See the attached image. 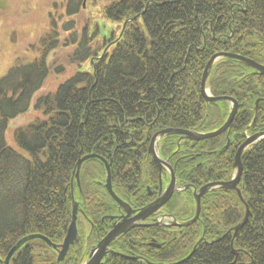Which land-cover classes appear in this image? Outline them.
<instances>
[{
  "label": "trees",
  "instance_id": "16d2710c",
  "mask_svg": "<svg viewBox=\"0 0 264 264\" xmlns=\"http://www.w3.org/2000/svg\"><path fill=\"white\" fill-rule=\"evenodd\" d=\"M66 2L71 20L60 25L50 15L37 44L28 46L35 56L16 57L0 76V264L29 233L59 246L74 193L91 233L71 244L60 261L57 249L43 239L26 240L9 264H80L96 231L101 237L107 230L101 217L117 203L104 187L106 169L99 158L82 163L78 186L72 173L78 156L95 153L110 162L113 191L133 207L144 205L158 187L147 152L152 134L166 127L209 131L227 116L229 101L207 102L200 92L210 56L227 51L264 65V0H90L97 18L116 23L107 38L100 36L99 19L90 17L78 32L73 21L82 0ZM60 29L68 30L74 47L68 68L58 64L59 78L50 83L47 56ZM207 86L214 96L233 97L238 108L229 128L216 136L191 140L171 133L158 140L159 155L172 166L178 185L199 188L230 179L237 146L246 135L264 130V73L222 57L211 65ZM16 118L24 119L12 128L11 145L5 131ZM241 165L242 198L234 189H209L193 223L174 230L133 226L110 243L111 252L99 264L173 262L201 236L191 256L176 264H264V138L242 152ZM147 185L154 189L151 194ZM183 193L181 212L187 216L177 218L184 221L195 203L191 189ZM178 196L166 202L168 212L176 208ZM246 206L247 220L234 234ZM160 230L166 241L147 243L158 242Z\"/></svg>",
  "mask_w": 264,
  "mask_h": 264
},
{
  "label": "water",
  "instance_id": "95a60500",
  "mask_svg": "<svg viewBox=\"0 0 264 264\" xmlns=\"http://www.w3.org/2000/svg\"><path fill=\"white\" fill-rule=\"evenodd\" d=\"M125 23V22H124ZM102 54V53H101ZM101 56V55H100ZM222 57H230V58H236L244 62L246 65L256 69L260 73H264V65L261 63H258L254 61L253 59L237 54V53H232V52H227V51H219L210 56V58L207 60L205 67L202 72L201 80H200V92L202 96L204 97L205 101L207 102H215L218 100H226L229 101L230 107H229V112L223 121V123L218 126L217 128L209 131H195L192 129H183V128H176V127H166L162 128L155 133L152 134L150 137V142L148 145V150L153 153V157L155 162L158 164L159 168L162 166H167L170 169L169 164L161 159L158 154L154 150L155 143L158 142V140L163 137L164 135L171 134V133H176L180 134V137L182 138H187L191 140H199V139H204V138H210L213 136H216L223 131H225L227 128H229L233 116L237 111V103L236 100L227 95H217L214 96L210 93L209 88L207 86V78L208 74L211 68V65L217 61L219 58ZM96 57H93L90 62L93 61V59ZM258 100L255 101V106L254 108L256 109V104ZM264 138V130L254 132L250 135H246L245 139L238 145L234 157H233V163L232 166L234 167L233 174L230 179L225 180V181H210L202 186H200L197 190L196 188H193V199L195 203V208L193 215L184 221H173L171 222V225L173 226H185L189 225L190 223L194 222L195 220L198 219L199 213H200V198L201 196L207 192L209 189L215 188V187H222V188H228V189H234L236 190L238 196L242 198L241 193L239 188L237 187V184L240 180L241 176V154L242 152L251 144L256 143L257 141L261 140ZM229 144V139H227L226 143L224 146H228ZM81 153V152H80ZM79 153V154H80ZM99 158L102 160L105 164L106 168V179L104 183V187L109 193V195L115 200V202L123 208L124 215L121 217L120 220H115L111 223V228L106 232V234L100 238L96 245L90 248L87 258L85 261H83L80 264H99L102 261V258L111 250L109 249V244L117 238L119 235H121L123 232L127 231L129 228L137 225H142V224H149V223H142L141 220L145 219L146 217L150 216L155 210L160 208L173 194V192L176 190L177 191V186H176V179L173 171L170 169V179L167 183V185L163 188L160 185V194L159 196L154 199L152 202L148 203L145 206H142L138 211H135V209L131 208L129 204L123 200L113 191L112 186H111V181H110V170H109V163L101 156L95 154V153H85L83 155H79L74 168L72 170L73 177L76 179V183L79 186V172L82 163L88 159V158ZM186 188V186H184ZM183 188V189H184ZM78 211H81V208L79 207V201L75 200L72 198V207H71V218L69 225L66 229V233L63 237L62 242L58 246V253H57V261H60L64 258L65 254L68 251V248L71 244L74 242L78 241V234H77V227H76V218H77V213ZM133 213V214H132ZM113 216L110 217V219ZM248 217V208L246 206L245 213L241 220L235 224L232 229L234 230V234L236 231L243 226V224L246 222ZM33 238H40L46 241L48 244L51 246H55L46 236L40 234V233H29L21 238H19L14 245L7 251L3 263L4 264H9V259L11 255L14 253L16 249H18L26 240L33 239ZM202 236L196 241V243L193 245L191 251L182 259L173 261V262H168V263H161V262H150L147 261L148 264H176L180 261H183L187 259L188 257L191 256V254L194 252L195 247L197 244H199L202 241Z\"/></svg>",
  "mask_w": 264,
  "mask_h": 264
},
{
  "label": "rangeland",
  "instance_id": "374dc122",
  "mask_svg": "<svg viewBox=\"0 0 264 264\" xmlns=\"http://www.w3.org/2000/svg\"><path fill=\"white\" fill-rule=\"evenodd\" d=\"M81 3L82 8L79 7L80 11L74 16L76 20L73 21L79 27L76 29L78 32H80V27L87 18L90 17L92 22L99 19L94 11L95 8L90 7V0H82ZM66 4V0H0V76L6 72L16 57H21L23 61H28L35 56L28 46L34 42L37 44L39 41L37 37L40 32L47 29L50 15H54L60 25L64 21L71 20L69 18L73 17V15L70 17L65 12L68 9ZM115 24V22L108 19L105 20V18L99 19L100 36L109 37L110 29L114 28ZM59 33L60 39L47 56L49 70L47 77L50 83L57 81L59 78V73L54 72L58 64L68 68L70 61L68 55L74 47V44L70 43L72 37L68 30L60 29ZM36 47L38 48L37 45ZM82 67L85 68L86 64L84 63ZM69 72L68 70L65 74L67 75ZM35 114L36 112L31 113V118ZM23 119L16 118L8 123V128L5 131V141L8 144L13 145L11 132L15 123H17L16 121ZM27 121L28 119L24 122Z\"/></svg>",
  "mask_w": 264,
  "mask_h": 264
},
{
  "label": "flooded vegetation",
  "instance_id": "af4514ba",
  "mask_svg": "<svg viewBox=\"0 0 264 264\" xmlns=\"http://www.w3.org/2000/svg\"><path fill=\"white\" fill-rule=\"evenodd\" d=\"M256 100H258V102H259V99H256ZM258 102L256 104V107L258 105ZM236 103H237V101H236ZM237 108H238V104H237ZM228 112H229V110H228ZM233 118H234V116H233ZM179 140H181V138H179ZM149 142H150V140H149ZM158 144H159V142H156L155 143V146H154L155 152L158 154V156L161 159L165 160L169 164V162L167 161V159L162 158L159 155V152H158ZM148 145H149V143H148ZM147 152L151 155L152 160H153L154 165H155L156 170H157L156 178H157V185H158V187H157V190H156L155 197L151 201H149V202H147L144 205H141L139 207H133V206H131L128 203L129 201H127L126 198H121V200L127 202L131 208L135 209V211H138L142 206L147 205L148 203L152 202L154 199H156L159 196V194H160V185H161L162 190H163V188L167 185V183H168V181L170 179V169L173 171L172 166L170 164H169L170 169L167 166H162L161 168H159L158 164L154 160L153 153L148 150V146H147ZM108 163H109V170H110V162H108ZM173 173H174V171H173ZM174 175H175V173H174ZM150 177L153 179V176L152 175H150ZM105 179H106V177H105ZM175 179H176V176H175ZM110 181H111V173H110ZM104 183H105V180H104ZM111 186H112V184H111ZM176 186H177V191L175 190L173 192V194L170 196V198H172V196L174 194H176V193L179 194V196H178V203H177L176 208L174 210H172L171 212H168V207H165V204L170 199L169 198L160 208H158L157 210H155L150 216H148L145 219L141 220L142 223H149V224H142V225L160 226L162 228L171 227L169 229L170 230H174V229H176V227L175 226L172 227L171 222H173V221H183V219L187 216V214L182 215L184 212H181V211H183V207H184V203H185V199H186L185 194L183 192H184V190H186V189L189 188V189H191V193H192V197H193V188H196V187L193 186V185H191L190 183H184V184L178 185L177 184V181H176ZM184 186H186V188H184ZM146 189H147V193H149V194H151L154 191V189L152 190V188H150V186H148V185H147ZM197 189L198 188H196V190ZM72 197L75 200L79 201V198H76L75 197V193L72 195ZM171 213H173V215H170ZM123 215H124L123 208L121 206H119L118 204H117L116 208H114V210H110L108 212H105L103 214V216L101 217V221L104 224L103 225V228H107L106 232L111 228V223L113 221H115V220H117V221L120 220ZM111 216H113V217L110 219ZM178 216H181L183 219H180L179 220V218H177ZM105 218H106V220H105ZM76 227H77L78 241H79L80 237H82V235L85 236V232L87 233L86 236H88L91 233V227L89 226L87 220L84 219V215L82 214V210L81 211H78V213H77ZM106 232L100 237L99 231H96V234H97L96 241L93 242L90 245V247L88 249V252H89L90 248L93 247L94 245H96L97 241L106 234ZM166 238H167V235L164 233L163 230H160L159 231V241L157 242L155 240V242H153V240H150V241L148 240L147 243H149V244H152L153 243V244H156V245H160L162 242L166 241ZM88 244L89 243H86V247L85 248L88 247ZM109 246H110V244H109ZM54 248H56L57 251H58V245H55ZM88 252H87V254H85L82 257L81 261H83V259L85 260L87 258Z\"/></svg>",
  "mask_w": 264,
  "mask_h": 264
}]
</instances>
